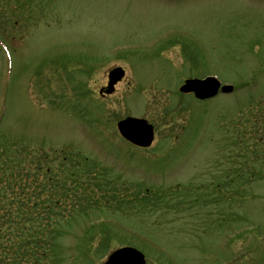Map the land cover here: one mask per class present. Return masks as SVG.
I'll return each instance as SVG.
<instances>
[{"label": "rangeland", "instance_id": "rangeland-1", "mask_svg": "<svg viewBox=\"0 0 264 264\" xmlns=\"http://www.w3.org/2000/svg\"><path fill=\"white\" fill-rule=\"evenodd\" d=\"M207 74L233 91L179 90ZM127 115L154 125L150 147L119 135ZM1 152L57 204L27 214L51 223L41 264L122 245L146 264H264V0H0Z\"/></svg>", "mask_w": 264, "mask_h": 264}, {"label": "trees", "instance_id": "trees-1", "mask_svg": "<svg viewBox=\"0 0 264 264\" xmlns=\"http://www.w3.org/2000/svg\"><path fill=\"white\" fill-rule=\"evenodd\" d=\"M47 161V156L40 157L36 168L40 169L42 162ZM29 162L17 155L0 153V264H41L46 261L54 237L47 217L27 215L29 210L47 212L57 205L51 195L31 200L33 191L25 186L35 182V176L23 174L20 169L21 163ZM46 173L49 182L52 176L47 170Z\"/></svg>", "mask_w": 264, "mask_h": 264}, {"label": "water", "instance_id": "water-1", "mask_svg": "<svg viewBox=\"0 0 264 264\" xmlns=\"http://www.w3.org/2000/svg\"><path fill=\"white\" fill-rule=\"evenodd\" d=\"M124 74L121 67H115L109 71V81L106 92L113 91L114 83ZM230 91L231 85H222L215 77L207 76L203 79L188 78L180 86V90L193 91L196 97L204 99L215 95L218 90ZM119 132L129 141L140 145L148 146L153 139V126L146 119L137 117H125L117 122ZM105 264H145L143 254L132 247H122L113 251Z\"/></svg>", "mask_w": 264, "mask_h": 264}, {"label": "flooded vegetation", "instance_id": "flooded-vegetation-1", "mask_svg": "<svg viewBox=\"0 0 264 264\" xmlns=\"http://www.w3.org/2000/svg\"><path fill=\"white\" fill-rule=\"evenodd\" d=\"M106 88H105V85H101L100 87H99V89H98V93H99V95H100V97L102 98V99H105V98H107L108 96H110L111 94L109 93H106V90H105Z\"/></svg>", "mask_w": 264, "mask_h": 264}]
</instances>
